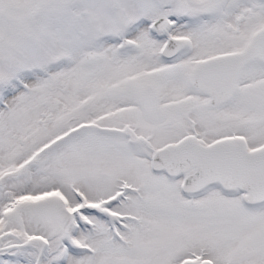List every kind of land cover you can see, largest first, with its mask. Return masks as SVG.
Segmentation results:
<instances>
[{"label": "snow or ice", "instance_id": "obj_1", "mask_svg": "<svg viewBox=\"0 0 264 264\" xmlns=\"http://www.w3.org/2000/svg\"><path fill=\"white\" fill-rule=\"evenodd\" d=\"M0 264H264V0H0Z\"/></svg>", "mask_w": 264, "mask_h": 264}]
</instances>
